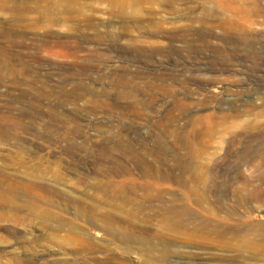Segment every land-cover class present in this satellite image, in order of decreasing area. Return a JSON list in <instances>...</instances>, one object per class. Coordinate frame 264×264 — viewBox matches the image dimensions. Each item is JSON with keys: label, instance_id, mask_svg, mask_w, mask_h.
Wrapping results in <instances>:
<instances>
[{"label": "rangeland", "instance_id": "374dc122", "mask_svg": "<svg viewBox=\"0 0 264 264\" xmlns=\"http://www.w3.org/2000/svg\"><path fill=\"white\" fill-rule=\"evenodd\" d=\"M263 125L264 0H0V264H264Z\"/></svg>", "mask_w": 264, "mask_h": 264}, {"label": "bare ground", "instance_id": "6f19581e", "mask_svg": "<svg viewBox=\"0 0 264 264\" xmlns=\"http://www.w3.org/2000/svg\"><path fill=\"white\" fill-rule=\"evenodd\" d=\"M11 120H12V118H11ZM257 120H258V117H255V118H254V121L256 122ZM6 121H7V120H6ZM238 123H239V122H237L235 125L238 126V125H239ZM253 127H254V128H258L259 126H257V125H253ZM262 128H264V125L262 126ZM13 190H14V189H13ZM11 194H12V193H11ZM0 195H1V194H0ZM9 196H10V195H9ZM10 200H11V199H10ZM1 202H2V201H1ZM262 240H263V239H262ZM263 242H264V241H263ZM263 242H262V243H263ZM260 251H261V250H260ZM258 253H259V252H258Z\"/></svg>", "mask_w": 264, "mask_h": 264}]
</instances>
